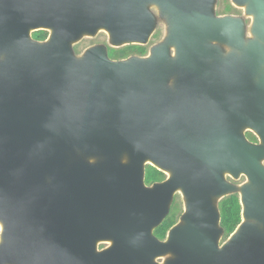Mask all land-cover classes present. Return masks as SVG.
<instances>
[{"label":"water","instance_id":"95a60500","mask_svg":"<svg viewBox=\"0 0 264 264\" xmlns=\"http://www.w3.org/2000/svg\"><path fill=\"white\" fill-rule=\"evenodd\" d=\"M232 1L252 37L215 0H0V264H264V0ZM152 7L166 36L147 56L74 52L101 30L144 46ZM148 160L166 182L145 186ZM231 194L241 222L220 244Z\"/></svg>","mask_w":264,"mask_h":264},{"label":"flooded vegetation","instance_id":"af4514ba","mask_svg":"<svg viewBox=\"0 0 264 264\" xmlns=\"http://www.w3.org/2000/svg\"><path fill=\"white\" fill-rule=\"evenodd\" d=\"M257 1H260V0H256V2ZM215 6H216V9H215V15L216 16H219V17L233 16V17H238V18H242V19L245 18L248 22L252 23V18L250 16L246 15L245 8L242 7V6L235 5L232 0H215ZM218 6H221L223 8V12H220V13L218 12V10H217ZM232 8L235 9V10H238L237 13H232L231 12ZM38 31H44V30H38ZM35 32H37V31H34V32L31 33V37L34 40H36V41H44L48 37V34H49L48 31H45V32H47V37L44 40H37L34 37V33ZM96 45H104L106 47L108 57L110 59H112V60H115L110 55V49H111L112 46H110L108 43H102V42L97 43L94 46H96ZM145 55H147V52H146ZM169 84H172V82H169ZM247 134H246V137H247L248 140H250V138L248 137ZM250 141H252V140H250ZM252 142H256L257 143L258 142L257 138H256L255 141H252ZM169 177H170V174L165 168H162V167H159V166H155L153 163H151L149 161L145 162V164H144V184H145L146 187L149 188V187H152L154 184L164 183V182H166L169 179ZM224 178L226 180L229 179L227 174L224 175ZM227 196L222 197L218 201L219 212H220V202L223 199H225ZM183 210H184V204L182 202V194H181L179 189L174 190L173 193H172V196H171V202L169 204L168 214H167V216L165 217V219L163 220V222L161 224H163L166 220H170V219H173L172 226L177 224L178 218H179V216H180V214L182 213ZM220 224H221V217H220ZM1 230L2 229L0 227V235H1ZM154 232H155V230H154ZM164 238H161V239L158 238V239L162 240ZM108 246H109V243L102 242V243H100L98 245V249L99 250L100 249H104V248H106ZM158 262H161V261H158Z\"/></svg>","mask_w":264,"mask_h":264},{"label":"rangeland","instance_id":"374dc122","mask_svg":"<svg viewBox=\"0 0 264 264\" xmlns=\"http://www.w3.org/2000/svg\"><path fill=\"white\" fill-rule=\"evenodd\" d=\"M216 9V6L214 7V10ZM152 12L156 15V26L154 31L152 32L148 42L144 45L147 48V55L149 54V51L151 49L152 46L160 43L161 41L164 40L165 36H166V24L165 21L159 16L158 11L155 7H152ZM218 12H223V8L221 6H218L217 8ZM238 10H235L232 8V13H237ZM244 23H245V27H246V38H250L252 37L250 34V24L251 22H248L245 18H243ZM105 41V42H104ZM108 43V35L105 31H99L96 35L94 36H85L83 37L81 40H79L77 43L73 44V50L77 55L82 54L87 48L94 46L97 43ZM131 46H136L134 47V49H132L133 53H136L139 50V47H141L142 45H131ZM129 45H125V46H120L118 48H113L111 47L110 49V55L111 57H115L116 55H123L127 49L129 48ZM138 47V48H137ZM226 51L228 49H225ZM146 55V56H147ZM132 56H137V55H132ZM127 58V56H126ZM245 135L247 133H249L248 131L245 130ZM229 179H227L226 181L236 185V186H240L242 184H244L246 182V177L245 176H240L237 179L231 178L228 175ZM183 202V201H182ZM183 213V211H182ZM182 213L180 214V216L182 215ZM180 216L178 218L177 223L180 221ZM226 239L222 238L220 240V244L225 241ZM158 261H163V258H160Z\"/></svg>","mask_w":264,"mask_h":264},{"label":"trees","instance_id":"16d2710c","mask_svg":"<svg viewBox=\"0 0 264 264\" xmlns=\"http://www.w3.org/2000/svg\"><path fill=\"white\" fill-rule=\"evenodd\" d=\"M34 37L37 40H44L47 37V32L45 31H37L34 33ZM134 45V44H131ZM127 49V51L123 55H116L113 57L115 60L123 59L132 56H144L147 52L145 46L139 47V50L136 53H133L132 49L136 46H131ZM138 48V47H137ZM250 140L255 141L256 138L253 134H247ZM220 217L221 224L220 226L224 229L223 238L226 239L232 232L236 229L238 224L241 222V206L239 202V197L237 194L228 195L225 199L220 202ZM173 224V219L166 220L163 224H161L158 228L155 229L154 235L158 238H164L167 231Z\"/></svg>","mask_w":264,"mask_h":264},{"label":"bare ground","instance_id":"6f19581e","mask_svg":"<svg viewBox=\"0 0 264 264\" xmlns=\"http://www.w3.org/2000/svg\"><path fill=\"white\" fill-rule=\"evenodd\" d=\"M149 161V160H148ZM150 162V161H149ZM152 163V162H151ZM170 174V173H169ZM181 192V191H180ZM182 194V193H181ZM0 227H1V225H0ZM1 229H2V227H1Z\"/></svg>","mask_w":264,"mask_h":264}]
</instances>
